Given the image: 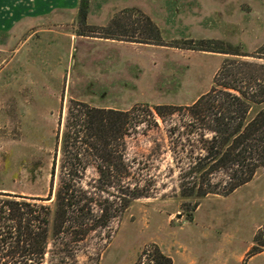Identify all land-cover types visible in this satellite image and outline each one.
I'll return each instance as SVG.
<instances>
[{
  "label": "rangeland",
  "instance_id": "obj_1",
  "mask_svg": "<svg viewBox=\"0 0 264 264\" xmlns=\"http://www.w3.org/2000/svg\"><path fill=\"white\" fill-rule=\"evenodd\" d=\"M152 3L155 17L139 7L91 8L86 23L109 25L124 42L77 34L72 9L57 15L56 43L41 41L48 46L33 53L23 46L16 59L11 51L0 54V192L40 197L49 205L44 264H56L51 217L69 98L132 108L131 116L142 122L126 137L125 158L150 193L132 199L106 226L71 242L72 255L62 264H155L153 244L171 264H264V250L247 257L254 234L264 235V167L226 194H196L201 182L221 190L228 172L192 171L211 133L190 116L187 105L212 86L221 62L231 55L186 47L199 39H222L254 51L264 40V0ZM145 16L157 26L160 43L126 41L156 36ZM9 58L12 66L3 68ZM6 81L11 84L2 86ZM156 104L168 106L158 114ZM96 177L89 164L83 185Z\"/></svg>",
  "mask_w": 264,
  "mask_h": 264
},
{
  "label": "trees",
  "instance_id": "obj_2",
  "mask_svg": "<svg viewBox=\"0 0 264 264\" xmlns=\"http://www.w3.org/2000/svg\"><path fill=\"white\" fill-rule=\"evenodd\" d=\"M87 7L88 0H78L77 34L123 39L108 30L109 25L87 24ZM110 22L112 26L115 23ZM145 23L156 36L126 40L159 44L157 26L147 16ZM186 47L231 55L221 62L212 86L187 105L190 116L211 133L192 171L206 176L221 169L228 172L221 190L209 182L203 187L201 182L196 194H226L264 167V40L250 53L222 39H199ZM165 106L156 104L154 110L160 114ZM131 114L132 108L95 106L69 98L60 133L59 175L51 217L54 263L62 264L72 255L71 242L83 239L95 227L106 226L132 199L149 195L148 182L134 175L125 158L126 137L142 122ZM54 163L53 159L51 176ZM89 164L97 177L85 186L82 180ZM41 200L0 192V264H44L51 208ZM262 234L261 230L254 234L247 257L264 250ZM151 255L155 264H171V258L155 244Z\"/></svg>",
  "mask_w": 264,
  "mask_h": 264
},
{
  "label": "crops",
  "instance_id": "obj_3",
  "mask_svg": "<svg viewBox=\"0 0 264 264\" xmlns=\"http://www.w3.org/2000/svg\"><path fill=\"white\" fill-rule=\"evenodd\" d=\"M127 6L142 8L149 16L155 17V13L151 11L152 6L155 7L152 0H88L86 17L89 20L91 8L93 7L117 8ZM77 8L78 0H0L1 56L4 53L9 55V51H11L16 59V57L18 58L20 55H23V46L27 47L26 49H30L31 53H33V50L37 47L48 46L43 43L44 41L48 43L51 41L55 42L56 33L54 25L57 20V15L63 14L64 10L74 9V12L75 10L77 12ZM97 37L103 40L124 42L116 38ZM41 41L43 42L39 43ZM3 61H5V58H3ZM9 63L10 58L3 64V68L11 67L12 65ZM1 84L2 86H9L11 82L6 81Z\"/></svg>",
  "mask_w": 264,
  "mask_h": 264
}]
</instances>
